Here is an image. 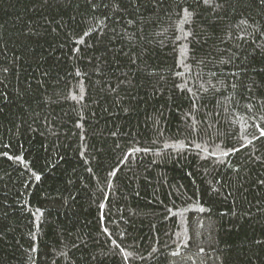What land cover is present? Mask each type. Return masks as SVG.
Instances as JSON below:
<instances>
[{
  "label": "trees",
  "instance_id": "trees-1",
  "mask_svg": "<svg viewBox=\"0 0 264 264\" xmlns=\"http://www.w3.org/2000/svg\"><path fill=\"white\" fill-rule=\"evenodd\" d=\"M0 264H264V0H0Z\"/></svg>",
  "mask_w": 264,
  "mask_h": 264
},
{
  "label": "snow or ice",
  "instance_id": "snow-or-ice-1",
  "mask_svg": "<svg viewBox=\"0 0 264 264\" xmlns=\"http://www.w3.org/2000/svg\"><path fill=\"white\" fill-rule=\"evenodd\" d=\"M208 2V0H205V3H207Z\"/></svg>",
  "mask_w": 264,
  "mask_h": 264
}]
</instances>
